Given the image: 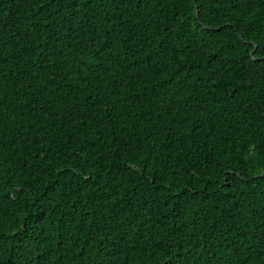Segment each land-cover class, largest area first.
<instances>
[{
	"label": "trees",
	"instance_id": "trees-1",
	"mask_svg": "<svg viewBox=\"0 0 264 264\" xmlns=\"http://www.w3.org/2000/svg\"><path fill=\"white\" fill-rule=\"evenodd\" d=\"M0 264H264V0H0Z\"/></svg>",
	"mask_w": 264,
	"mask_h": 264
}]
</instances>
